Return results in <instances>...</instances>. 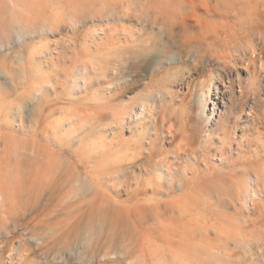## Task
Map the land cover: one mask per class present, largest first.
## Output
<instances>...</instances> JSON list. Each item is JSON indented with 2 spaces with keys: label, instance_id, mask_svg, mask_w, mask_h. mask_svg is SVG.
<instances>
[{
  "label": "rangeland",
  "instance_id": "374dc122",
  "mask_svg": "<svg viewBox=\"0 0 264 264\" xmlns=\"http://www.w3.org/2000/svg\"><path fill=\"white\" fill-rule=\"evenodd\" d=\"M10 1L13 5L15 0H0L1 40L18 28L30 31L21 43L0 51V195L4 193L6 196V200H0V264H264V188H260L256 196H248L247 202L242 206L236 200L237 191L234 186L237 180H253L257 166L262 163L264 166V129L262 140L255 141L253 151L244 147L243 150L246 152L233 155L223 169L218 159L211 160V164L218 171V173L213 171L214 175L224 173L222 178H228L223 180L220 176L217 177L218 181L222 182L218 184L219 187L204 185L206 182L209 183V180L216 179L213 172L210 173L213 178L209 173V176L204 174L205 164L199 165L201 171H196L197 175L190 174L192 181L187 186L190 190L188 188L168 192L165 189H154L150 184L151 180L155 179L154 173H147L140 167L142 166L140 163L136 168L127 169L122 179L111 178L109 173L114 171L115 140L110 128L97 127L93 124L96 121L88 124V119H82L80 122L78 120L76 124L70 119L71 112L75 109L79 112L75 110L74 113L81 114L83 105L84 107L92 105L90 106L92 108L93 105H105L103 107L106 108L111 105L109 110L115 108L110 91L106 90L103 93L100 91L102 87L95 84L94 90H98L95 96L92 86L89 85L90 90H81L77 94V98L80 97L81 100L78 99L76 105L65 101H68L67 88L72 80L71 75L78 72L83 65L98 63L108 51L111 52L115 48L112 42V27L109 22L104 21L107 18L105 10L102 9L107 11L117 0L101 2L95 0V4L94 0H55L56 2L52 0V3L51 0H16L18 6L22 3L27 9L10 6ZM126 1L129 3L131 0ZM132 1H135V5L134 3L132 5L134 7L139 0ZM132 1L129 3L130 6ZM162 1L168 3V6L173 4L169 0H166L167 2L155 0L156 3L153 0L159 8L154 9V13L160 18L159 22L163 21L165 15L162 8L167 6L160 4ZM178 1L180 2L173 0ZM194 1L198 13L206 19H209L206 16L207 8L227 12L213 19L216 24L223 22L222 36L225 33L239 34L250 30L255 23L258 25L254 26L256 27L254 32L259 35L264 33V0H210L207 5L211 7H206L205 0ZM153 3H149L151 7H155ZM178 4H173L177 6H174V10L182 6L181 3ZM53 5L60 7L58 14L57 7L54 8ZM83 7H86L85 11ZM93 7L97 10L101 7L100 12H103L102 17L97 10L93 12L94 15L97 14L96 17L100 16L97 20L96 18L93 21L87 20L86 24L77 27L71 22L68 23V19L66 22L63 19L66 14L68 17V13L70 17L77 18L81 16L80 13L94 11ZM142 7L152 10L146 3ZM53 8L55 11H52ZM61 8L66 14L61 12ZM15 9H18L17 12ZM59 14L61 16H58ZM54 16H57L61 23L59 20L54 22L56 19ZM18 17L23 18L21 22ZM247 22L248 24H245ZM151 34L153 38L150 37ZM153 34L154 31L152 33L144 31L140 41L133 45L139 46L140 49L145 48L149 38L154 41L155 37L159 38L160 32ZM33 47H39L38 50L43 53L30 61V49ZM1 67L6 70L4 75ZM41 75L48 80L49 85H46L47 90L38 98L39 104L29 109L26 107L25 97H29L33 91L31 89L43 85ZM7 77L14 80V85H11V79L8 80ZM143 82L144 80L140 78L133 91L124 97L125 102L145 93ZM79 104L82 106L81 110L76 107ZM97 111L92 112L94 114ZM83 114L80 116L84 117ZM8 115L11 116V121L7 124L4 116ZM130 138L131 133L125 130L123 139ZM103 144L105 145L101 148ZM35 150L41 155L39 161L31 156L25 157L24 153L31 154L30 151L33 153ZM223 170L225 171L222 172ZM213 188L215 189L212 190ZM199 191L203 199L207 200L205 206ZM192 202L193 204H190ZM188 204L190 207H187ZM210 204L213 208L209 206ZM170 205L175 207L172 208ZM181 205L183 207L186 205L185 209L190 208L182 219L176 212V206ZM168 208L174 211L167 212ZM196 211L201 215L195 213ZM221 211L224 212L221 214ZM192 212L201 221L194 218ZM212 220L216 221L214 224L218 223L216 224L218 229L226 227V231L221 229L226 233L221 232L222 235H217ZM209 221L212 226H209ZM210 228L213 232H209ZM193 233L198 234L196 236ZM223 235L227 237H219ZM199 244H204V247ZM207 245H210L211 249L207 248ZM109 253L113 254L107 258L102 257ZM45 255H50L49 260L44 259ZM87 256L94 258V262H88Z\"/></svg>",
  "mask_w": 264,
  "mask_h": 264
},
{
  "label": "bare ground",
  "instance_id": "6f19581e",
  "mask_svg": "<svg viewBox=\"0 0 264 264\" xmlns=\"http://www.w3.org/2000/svg\"><path fill=\"white\" fill-rule=\"evenodd\" d=\"M101 1L102 0H100V2ZM131 1H129V3ZM169 1H171L173 4L181 3L182 6H178L179 8L174 10V6L176 5L173 6L172 4V7L169 4V7L168 3L165 4L163 1L160 2V4L163 3L165 6L167 5L166 7L160 6L161 8L164 7L162 10L165 13L162 22H159L160 18L154 13V9H159L158 6L155 5V0V3H153V0H139L137 1L136 6H134L135 8L137 7L136 9H133L134 7H132L135 1H132L130 6L126 0H117L115 1L116 3L114 2L113 7L111 5V7H108L110 9H107V11L106 9H102V11L105 10L104 13H106L105 16L107 18L104 21L109 22L112 27V42L115 48H113L111 52L108 51L109 53L107 52V55L102 60H98V63L94 62L83 65L79 71L77 70L78 72H76L74 75H71L72 80L70 79L71 81L67 88L68 98H66L68 101L65 102H68L71 105H76V103L79 102L78 99L81 100L80 97L77 98V94L81 90H90L89 85L92 86L93 94L95 96L97 93L96 91H98L94 90L96 85L102 87V90L100 91L103 93H105L106 90H109L111 93V100L115 102V108L112 106L113 108L109 110L108 108H110L111 105L108 108L103 107L105 105H93V108L90 107L92 105H88V107H84L83 105V109L81 110L80 108L82 106L79 104L80 107L79 105L76 107L82 111H80V115L84 113V117H81L79 113H74L76 111L79 112L78 109H75L76 111L74 110L72 111L73 113L71 112L72 117H70V119H73L75 124L78 123V120L80 122L82 119H88V124H90L91 121H96V123L93 124H96L97 127L106 126L107 128H110L115 140V159L113 160L114 171H110L111 173H109L111 178L122 179V176L125 174L127 169L136 168L140 163V165H142L140 167H143L147 173H154L155 179H152L150 182L154 189H165L168 192H173L178 189L185 190L189 188H187V186H189V182L192 181L190 174H195L196 171H201L199 169V165L205 164L204 166H206V170L204 171V174H210L213 171H217L216 167L211 164V160L216 158L219 160V165L223 169V166L228 163L229 159L233 155H240L243 152H246V150H243L244 147H248V149L252 150L254 148L255 141L260 139L262 140V129H264V33L262 34L259 32L261 33L259 35L254 32L256 29L254 26L258 25L255 23L254 26L252 25L250 30H245L242 28L245 31L239 34L231 33L230 35H226L225 33L224 36H222V31L224 30L223 22L216 24L214 22L215 20L213 19L218 16H223L224 14H227V12L220 9L214 11L213 9L207 8L206 16L209 19H206L203 15L198 13V8L194 0H180V2H173V0ZM205 1L206 7H211L207 5V2L210 0ZM11 2L12 1L9 2L11 4L10 6L14 5L13 7L15 8L23 7L22 3L20 2L19 3L21 6H18V4L15 3L16 0L13 2V5ZM52 2L53 1L51 0L50 3ZM95 2L96 1L94 0V4ZM142 2L143 4L146 3V5H149L152 10L150 11L148 8H143V4L139 5ZM164 2L167 1L165 0ZM34 3L36 4V2ZM149 3H153L156 8L153 6L151 7ZM54 6L55 5H53V7ZM81 6L79 8H81ZM37 7L42 6L39 5ZM54 8L52 11H55ZM59 8H56L58 9L57 14ZM85 8L83 7L84 11ZM93 8H95L94 11L89 13H86L87 11H83L84 13L82 12L83 14L86 13V15L81 14L79 11L81 16L77 14V16H79L77 18L76 16H72L73 13L70 14L72 17L69 16V13L67 17V14L62 11L63 8H61V12L66 14L65 16L67 18L65 16L63 18L65 19V22L66 19H68V23L71 22L78 27L79 25L86 24V22H88L87 20L93 21L94 18L97 20L98 17L103 16V12H100L101 7H99L100 10L98 9L99 11L96 7ZM17 10L18 9H15L16 12ZM95 10H97L96 12H98L100 16L98 15V17H96L97 14L94 15L93 12H95ZM31 11L33 10L31 9ZM16 12L12 13L16 14ZM39 12L41 13L42 11L39 10ZM33 13H30V15ZM60 14L58 16L62 15ZM19 17L17 19H20L19 22H21L23 18L21 19ZM54 17L56 18L57 16ZM51 18H49V21H51ZM56 20H59V23H61L59 18H56L54 22ZM49 21L47 22L48 24ZM61 21L63 22L62 18ZM44 23L46 22H43V24ZM53 24L55 25V23ZM245 24H248V22ZM47 27H49V25H47ZM258 27H260V25ZM19 29L20 28H18V30H13L14 33L10 32L6 36L7 38H3L1 40L0 37V51L6 48L14 47L27 38L30 29L27 31ZM147 30L149 33L154 31V34L160 32L158 35L159 38L156 39L155 37V39H153L154 41H151L150 39L153 38L151 37V34V38H149V42L147 43L148 45L145 46L146 43L144 45L145 48L140 49L139 46H134L133 44L140 41L139 39H141L143 32ZM32 31L30 34H32ZM233 31L235 32V30ZM146 40L148 41V39H144V41ZM142 44L144 43L142 42ZM38 49L39 47H33L30 49V61L35 60L37 55L43 53ZM43 49H45V47ZM102 56H104V54ZM1 68L4 75L6 70L3 67ZM144 76H146V78H144ZM7 78L8 80L11 79L12 84L10 81L9 82L11 85H14V80L11 77ZM140 78L144 80L143 83L145 86V93L142 94L140 92L141 95L132 97L127 102H125L124 97L126 94L133 91V88L138 83ZM41 81L43 85L38 88L31 89L33 91H31L29 97H25V104L29 109H31L32 106L35 107L37 104H39L38 98H40L47 90L46 85L49 83L48 80L44 79L43 76L41 77ZM51 81L52 80H50V82ZM102 81L104 82L100 83ZM96 110L98 111L93 114L92 111ZM4 117L5 122L8 124L11 121V116L8 115L7 117ZM125 130L131 133L130 140L123 139V133ZM104 145L105 144H103L101 148H103ZM30 152L31 154L29 152L24 153L25 157L29 158L31 156L36 161H39L41 158L39 151L35 150L33 153L32 151ZM224 171L225 170L222 172ZM214 173L215 172H213V176L216 179L211 181L209 180V183L206 182L208 185L204 184L205 186L219 187L218 184L222 183L218 181L217 177L220 176V178H222L224 173H221V175L218 174V176L216 174L215 176ZM216 173H218V171ZM211 174L210 176L213 178ZM225 178L222 179L225 180ZM234 186L237 191L236 200L239 205L241 204L243 206V203L247 202L248 196H256V192L259 191L260 188H264L263 163L257 166L255 170V178L253 180H237L234 182ZM214 189L215 188L212 190ZM188 190H190V188ZM200 190H202V186ZM209 191L211 190L209 189ZM2 194L0 195V200H6V196L4 193ZM203 198L204 197L202 196V199ZM212 198H214L213 193ZM206 201L203 199V205L207 203ZM190 204H193V202ZM181 206H176V212L177 215L179 214V217L182 219L184 218L183 216H186L188 209L190 210V208H186V210L185 206H182V208ZM209 206L212 207L211 204ZM174 207L175 205L172 208ZM187 207H190L189 204ZM169 208L167 209V212L174 211L173 209L170 210ZM191 209L193 211V207ZM194 210L196 209L194 208ZM222 212L224 211H221L220 213L222 214ZM192 213L194 215V212ZM195 213L201 215V213H198V211ZM218 213L217 216L219 217ZM235 214H237V212ZM227 216L225 218H227ZM211 217L214 218L215 216ZM194 218H196L195 215ZM197 220L201 221L199 218ZM208 220L210 219L208 218ZM210 221L209 226L211 225ZM240 221L238 220V222ZM214 222L216 221H213V224ZM216 224H214V227H216V231H214L217 235H222L221 229H225L223 231H226V227H221V229H218ZM197 229L198 228H196V230ZM210 231L211 228L209 232ZM228 233L229 232L227 231V234ZM197 234L194 235L197 236ZM224 236L227 237V235L219 237L224 238ZM205 238L207 239L208 237ZM172 241L174 242V240ZM206 243L207 242H205V244ZM203 245L204 244L201 246ZM209 246L207 248L211 249ZM190 249H192V247ZM112 254L113 253H109L102 257L107 258ZM49 256L45 255L44 259L46 261L49 260ZM87 261L94 262V258L87 256ZM184 263H186V261Z\"/></svg>",
  "mask_w": 264,
  "mask_h": 264
}]
</instances>
